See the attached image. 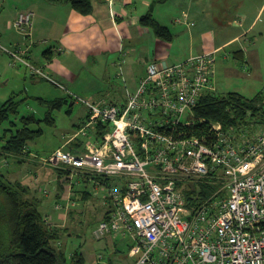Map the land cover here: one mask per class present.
<instances>
[{
	"label": "built area",
	"instance_id": "2783aa9c",
	"mask_svg": "<svg viewBox=\"0 0 264 264\" xmlns=\"http://www.w3.org/2000/svg\"><path fill=\"white\" fill-rule=\"evenodd\" d=\"M33 17L20 12L13 26L28 36ZM10 55L63 88L24 61L25 51ZM215 59L213 51L179 63L152 60L122 104L77 98L88 112L68 138L77 147L47 159L110 183L102 187L110 208L94 236L127 241L134 264H264V94L260 122L225 129L195 117L200 99L216 93ZM98 124L108 125L102 136ZM202 186L214 189L203 195Z\"/></svg>",
	"mask_w": 264,
	"mask_h": 264
},
{
	"label": "crops",
	"instance_id": "0c3cea01",
	"mask_svg": "<svg viewBox=\"0 0 264 264\" xmlns=\"http://www.w3.org/2000/svg\"><path fill=\"white\" fill-rule=\"evenodd\" d=\"M30 1L23 4V8L21 4L7 6L3 18L4 9L0 8V40L12 44L6 38V31L19 8L33 12V36L38 35L42 28L45 30L41 36L56 43L52 46V42L42 52L40 61H43L46 72L57 82L61 80V84L73 86L80 64L104 63L103 72L108 70L110 73L112 66L119 70L116 80L121 78L125 83V88L118 91L122 95L115 99L119 104L124 103L127 90L136 88L152 60L179 63L191 56L215 51V56L221 57L222 61H227L231 56L239 68L247 65L250 69H259L258 51L264 48V0H91L92 11L87 15L78 13L64 3ZM147 16L169 30V41L158 38L149 26L141 24V19ZM252 43L257 46L256 49L246 47ZM120 46L124 48L122 54L119 53ZM233 46L237 47L227 52ZM14 48L19 47L14 44ZM47 50L51 53L43 55ZM31 55L36 64V54L32 50L30 56L26 57L30 59ZM226 71L233 73L236 70L229 67ZM63 91L67 96L64 94V98L60 99L67 101L70 112L74 105L70 102L71 92ZM87 114L86 108L77 131L86 121ZM69 134L65 138L67 142L72 135ZM67 142L64 146L77 147L75 143L67 145ZM62 176L58 175L59 180ZM58 190L61 195L71 191L68 188L66 191L63 184L58 186ZM74 195L71 208L78 211L90 204L88 192L76 191ZM62 201L57 199L58 203Z\"/></svg>",
	"mask_w": 264,
	"mask_h": 264
},
{
	"label": "rangeland",
	"instance_id": "374dc122",
	"mask_svg": "<svg viewBox=\"0 0 264 264\" xmlns=\"http://www.w3.org/2000/svg\"><path fill=\"white\" fill-rule=\"evenodd\" d=\"M30 2V0H0V8L4 9L2 18L6 16L7 6L14 7L15 4H21V8H23V4ZM21 8L18 13L23 12ZM15 18L16 16L9 30L6 31V38L10 39L12 44L0 40V104L12 99L17 104V112L10 113L8 119L0 123V146L3 145L2 142H5L3 140L10 135L8 129L13 128L11 122L18 124L22 117L30 115L39 120L44 119L51 110L46 103L64 98L63 90L71 92V94L69 93L70 102H73L74 105L70 112L66 105L52 110L53 124L50 125L43 121L39 126H33L34 129H42L43 134L29 142V154H23L14 159L16 156L5 157L2 155L0 148V174L10 182H19L29 187L30 194L28 195L40 202L38 208L45 217L46 224L59 230L60 239L54 241L52 246L55 249L63 247L67 258L74 250L80 249L85 264H96L99 255L103 256V264H134V260L128 257L129 244L127 241L121 243L120 239L115 240L112 237L96 239L94 236L99 222L103 220L106 211L110 208V203H107L108 190L98 187L92 178L85 181L81 175L73 172L65 174L59 180L58 172L67 173L66 169L62 166L52 167L47 164L50 155L66 144L65 138L68 134L77 132V125L85 115L86 107L77 98L90 102L100 99L115 101L122 95L118 91L125 88V83L121 78L116 80V73H119V70L111 66L109 69L111 73L108 70L103 72L105 64L97 61L96 64L92 62L80 64L76 69L78 77L73 86L68 83L63 85L60 83L61 80H58L63 86V90L38 76H32L27 66L14 59L10 53L22 50L30 56L32 50L33 54H36V67L43 68L44 63L40 61L42 52L50 47L53 41L41 36L45 30L42 28L38 35L34 34L33 36V27L28 36L23 35L13 26ZM14 44L19 48H14ZM34 44H36L35 47ZM54 45L56 43L53 42L52 46ZM1 47L7 52L3 51L4 49L2 50ZM236 47L227 49V52L230 53ZM246 47L256 49L257 46L252 43ZM258 53L259 69H250L247 65L245 68H239L231 56L227 61H222L221 57L216 56L213 74L215 94L222 97L229 92H237L244 99H252L260 93L264 94V48H260ZM24 61H28L27 58ZM29 61L35 64L32 55ZM229 67L236 71L233 73L226 71V68ZM43 70L46 72L44 68ZM110 75L111 77L108 79L107 77ZM39 99H42L43 102H40ZM186 117L187 113L182 117V120L185 121ZM5 135L7 136L4 138ZM80 139H82L81 136ZM68 148L69 146H66L64 150ZM60 184H63L66 191L67 188L68 191L70 189L71 191L61 195L58 190ZM76 191L88 192L90 207L85 205L78 211L75 207V209L71 208L73 205L70 204L74 201ZM58 195L61 197L57 198ZM57 199L63 201L58 203Z\"/></svg>",
	"mask_w": 264,
	"mask_h": 264
},
{
	"label": "trees",
	"instance_id": "16d2710c",
	"mask_svg": "<svg viewBox=\"0 0 264 264\" xmlns=\"http://www.w3.org/2000/svg\"><path fill=\"white\" fill-rule=\"evenodd\" d=\"M44 1L49 4H68L83 15L92 11L91 0ZM141 24L149 26L158 38L164 41L171 39L169 30L158 25L150 17H143ZM46 53H51V51L47 50L43 55ZM27 60L29 61V58ZM31 64L36 66V64ZM262 100L263 94L261 93L252 99H244L243 96L235 92H230L222 97L216 94H206L194 108V114L197 118L220 122L225 129L231 126L238 127L240 124L249 123L252 118L257 122L262 120L258 107ZM39 101L43 102L40 99ZM46 104L51 110L44 119L39 120L30 115L22 117L18 124L11 122L13 128L8 129L10 135L7 138H5L7 135L4 136L5 140L3 141L5 142H2L1 146L2 155L5 157L16 156L14 159H17L18 156L29 154V142L43 134L42 129H34L33 126H39L43 121L50 125L53 124L52 110L61 108L67 104V101L56 99ZM16 112L17 104L12 99L0 104V123L8 119L10 113ZM95 128L96 136H102L108 130V125L98 124ZM75 144L77 145L76 142ZM66 171L67 173L58 172V175L70 173L67 169ZM83 179L90 178L83 177ZM93 180L101 183L99 187L108 188L110 185L108 181L98 178ZM212 189L214 188L210 186H202L203 195ZM28 194L30 191L27 185L10 182L0 174V264H85L80 249L74 250L67 258L63 247L55 249L52 246L54 241L60 239L59 230L46 224V219L38 208L40 202L34 197L30 198Z\"/></svg>",
	"mask_w": 264,
	"mask_h": 264
},
{
	"label": "bare ground",
	"instance_id": "6f19581e",
	"mask_svg": "<svg viewBox=\"0 0 264 264\" xmlns=\"http://www.w3.org/2000/svg\"><path fill=\"white\" fill-rule=\"evenodd\" d=\"M183 62V61H182ZM178 63V62H177Z\"/></svg>",
	"mask_w": 264,
	"mask_h": 264
}]
</instances>
